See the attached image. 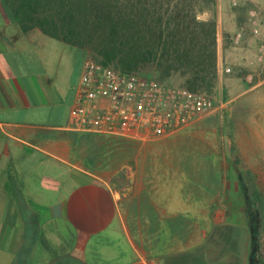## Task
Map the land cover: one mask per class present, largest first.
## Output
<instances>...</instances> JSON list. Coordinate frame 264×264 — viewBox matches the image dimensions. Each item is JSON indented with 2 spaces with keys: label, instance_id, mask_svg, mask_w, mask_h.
I'll return each instance as SVG.
<instances>
[{
  "label": "crops",
  "instance_id": "crops-1",
  "mask_svg": "<svg viewBox=\"0 0 264 264\" xmlns=\"http://www.w3.org/2000/svg\"><path fill=\"white\" fill-rule=\"evenodd\" d=\"M0 9V264H264L258 47L245 92L139 140L74 129L83 51Z\"/></svg>",
  "mask_w": 264,
  "mask_h": 264
},
{
  "label": "trees",
  "instance_id": "trees-1",
  "mask_svg": "<svg viewBox=\"0 0 264 264\" xmlns=\"http://www.w3.org/2000/svg\"><path fill=\"white\" fill-rule=\"evenodd\" d=\"M1 4L22 31L37 28L124 73L148 79L144 75L150 70L163 83L177 75L183 87L207 94L216 86V19L198 18V13L214 10L216 0H1Z\"/></svg>",
  "mask_w": 264,
  "mask_h": 264
},
{
  "label": "built area",
  "instance_id": "built-area-1",
  "mask_svg": "<svg viewBox=\"0 0 264 264\" xmlns=\"http://www.w3.org/2000/svg\"><path fill=\"white\" fill-rule=\"evenodd\" d=\"M242 1L250 0H231V4L238 7ZM248 16L251 32L258 36L264 29V8L251 9ZM242 41V32L235 34L234 44ZM257 60L264 63V42L258 47ZM222 106L205 92L124 73L87 58L70 122L77 130L149 140L175 133Z\"/></svg>",
  "mask_w": 264,
  "mask_h": 264
},
{
  "label": "rangeland",
  "instance_id": "rangeland-1",
  "mask_svg": "<svg viewBox=\"0 0 264 264\" xmlns=\"http://www.w3.org/2000/svg\"><path fill=\"white\" fill-rule=\"evenodd\" d=\"M264 0H250L240 4L245 8L233 7L231 0H216L214 10H206L198 13L200 20L216 19L217 24V44H218V79L216 86L212 89L211 95L218 105L225 104L226 100L243 93L247 89L246 75L248 72V65L253 59V51L259 47L261 41L251 32V23L249 20L248 12L251 9H263ZM0 8L4 9L0 0ZM1 13V9H0ZM238 16L240 19L238 20ZM242 32L243 41L240 45H235L233 38L235 34ZM52 42L56 40L48 37ZM57 43V42H56ZM53 44V43H52ZM51 44L46 47L50 53L53 51ZM85 59L93 58V55L83 52ZM228 70V71H227ZM148 79H157L152 71L145 72ZM183 79L177 75L172 76L165 84L171 86H182ZM247 103V96L242 95L235 99L230 105H225V110L230 107L235 108L237 112L245 111ZM224 108V106H222ZM220 109V108H219Z\"/></svg>",
  "mask_w": 264,
  "mask_h": 264
}]
</instances>
